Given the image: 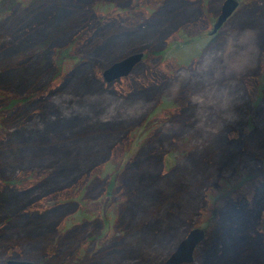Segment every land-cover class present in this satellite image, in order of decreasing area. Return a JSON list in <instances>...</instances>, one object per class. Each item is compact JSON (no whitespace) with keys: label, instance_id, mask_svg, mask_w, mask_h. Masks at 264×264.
Listing matches in <instances>:
<instances>
[{"label":"rangeland","instance_id":"374dc122","mask_svg":"<svg viewBox=\"0 0 264 264\" xmlns=\"http://www.w3.org/2000/svg\"><path fill=\"white\" fill-rule=\"evenodd\" d=\"M239 1L211 34L222 0L0 2V264H154L192 226L203 236L180 264H264V137L254 131L264 112V0ZM65 47L71 57L60 64ZM137 51L125 75L103 80L106 66ZM81 75L90 85L68 92ZM31 92L38 96L19 99ZM55 103L75 118L72 131ZM210 153L227 157L195 182L194 197L171 203L175 211L150 202L179 165ZM71 164L76 175L60 181ZM142 168L156 174L149 206L135 208ZM39 172L44 178L28 186L2 182ZM145 207L153 209L140 214Z\"/></svg>","mask_w":264,"mask_h":264},{"label":"trees","instance_id":"16d2710c","mask_svg":"<svg viewBox=\"0 0 264 264\" xmlns=\"http://www.w3.org/2000/svg\"><path fill=\"white\" fill-rule=\"evenodd\" d=\"M1 1H3V0H0V2ZM237 1H238V3H240L239 0H237ZM263 15H264V13H261L260 14V16H263ZM11 44H13V43L11 42L10 43V46H11ZM73 45H74L73 42H71V44L69 46L70 49L72 48ZM149 51L151 53H154V54H156V53L159 54V53H162L163 52V50L161 48H159V49H151ZM38 55L39 54H37L36 56H38ZM66 57H71V54L69 52L68 47H65V49L58 50V54H57L58 63L61 62V59H63V58L66 59ZM79 61H80V58L79 57L77 58L76 56H74L72 58V60H71V66H70V68L72 67V65H75V64L79 63ZM96 63L98 64V62H96ZM97 71H99V70L97 69ZM74 73L75 72L73 71L72 74L74 75ZM84 75H88V73H84ZM76 78H77V80H75V83H73L74 87L72 88V90H70V89L68 90V92H70V93H73L75 91V89H77L76 88L77 86L84 87L86 85H90V84H88L90 82V80L87 79V78H84L83 75H81V77H76ZM78 95H81V93L78 94ZM37 96H38V93L37 92L36 93H32L31 92L29 95L20 97L19 99H22V101H30L31 99H34V97H37ZM74 99H75V101H79L77 99V97H75ZM16 101L17 100L12 99L11 100V103H15ZM52 106L58 107V111H59L58 115H59V118H60V121L59 122H61L62 124H65V125L68 126V127L64 128V129L65 130L66 129L71 130L73 124L70 125V123L73 122V120H75V118L70 115L69 111L66 112L65 108L62 107L59 103H55ZM52 106L51 105L45 106V108H46L45 110L47 111ZM40 108H41V106H40ZM46 114H48V113H46ZM35 116L32 115L31 117H29V120L32 123V125H33L32 119ZM254 116L257 117V119L254 120V123H255V126L253 125L254 126V131L259 132V136L264 137V112H262L261 114H255ZM77 117H79V116H77ZM25 118L23 117L22 118V122H21L22 124H25V127H24L23 131H25V132L28 131L29 132V130H30L29 129V125L31 123H29L28 118L27 119H25ZM35 121L37 122V120H35ZM45 122L47 124H50L51 122H54V125L57 123L53 119H50L48 122L46 120ZM46 123H45V127L47 125ZM40 127H42V126H40ZM21 145H22L21 147H17V148H19V150H24L25 148L22 149L24 147L23 144H21ZM149 146H151V145H149ZM220 146L221 145H219V147ZM102 147H103V145L100 148H102ZM217 149H218L217 150V152H218L220 149L219 148H217ZM67 150L68 149H65V151H67ZM11 152H13L12 149H11ZM75 152L76 151L72 150L68 154H74ZM219 153H220V151H219ZM219 153L217 155H219ZM101 154H102V149H98L97 152H95V154L93 156L92 155L90 156L91 158L85 159L83 161H78L79 162V165L80 164H83V166H85L86 164H88L92 160H94L97 157H99V155H101ZM96 155H97V157H95L93 159V157L96 156ZM211 155H212L211 153L208 154V157L209 158H206L204 155L198 154L196 156V158H195L197 160H194V161H196L194 164L191 163L190 161H188L182 167H180V165H179L178 168H180V173L178 175H176V176H173L174 178H168V179H166L167 181H166L165 185H163L164 186V189H162V190H155L154 193H153V195H152V197H151V199H150V202L154 203L153 205L155 206V204H157L156 202L158 200H159L158 202L160 203L164 199V201H163L164 203H166V201H168L169 204L176 202L175 205L177 207V205L180 204L179 202H177L178 200L181 199V201H184L188 197H190V199L192 197H194V191L192 190V188H193L195 182H198L199 180H202V179L203 180H209L211 178V176H213L212 171L214 169V166L215 165L216 166H219V162H221V160H226V157H227L225 154H223V156L214 157L213 160H212V158H210ZM220 157H221V160H220ZM148 160H150V159L143 157L142 161H139V162L144 163V165L146 166V164L149 162ZM74 162L77 164L76 160H74ZM208 163L211 164V167H212L211 171L207 167ZM72 165L73 164L68 165L69 167H67L66 170H65V172L67 173L66 179L65 178H59L60 181H67V179H71V178H73L76 175L77 170H79V168L77 167L76 169L73 170V166ZM164 166H165V164L163 163V167ZM64 169H65V167H64ZM112 170H113V167L108 168V171L111 172ZM142 170H143V172H140L139 174H137V180L139 181L138 188L135 191L132 192V195L133 196L136 195V194H139V200H137L138 205H136L135 208H138V207L141 208V207H144V206H149V203H148V201L145 198H147L150 195L151 192H148L146 190V187L148 186V184L150 183V181L153 180L154 175L156 174V173H154V174L153 173H150V171L147 170L146 168H144V169L142 168ZM43 178H44V176H43L42 172H39L38 173V176L36 174H34V173L31 174L30 176L19 175L16 178H12V179L7 178V179H5L2 182L4 184H10V185L15 184L17 186L23 187V184L25 186H28L30 182H32V183L35 182L36 183L40 179H43ZM107 183L108 184L106 185V196H109L110 195L111 187L114 184V175L110 174V179L107 181ZM143 186H145V187L143 188ZM23 192H26V191H23ZM182 192L185 193V195L182 198L180 197L179 199H177L179 197V195L182 194ZM158 198H160V199H158ZM47 200L48 199H46L45 202L38 203V205L39 206H42L43 203L46 204L47 203ZM106 200L103 197L101 199V201H99V205L102 207V210H105L107 208V202H106ZM103 204L105 205V209H104V205ZM171 205L173 207L172 210L175 211V208H174L175 205H173V204H171ZM191 205L192 204H190V206ZM145 208H146V210L140 212V214L145 213V212L147 214L149 211H151L153 209L151 207H149V208L145 207ZM169 208H171V206ZM245 209H247V211L245 213L248 216H253L254 213H255V211H256V210L254 211L253 209H248L247 207H245ZM37 210L39 212L41 210V208L40 209H37ZM92 213L95 214V210H93ZM182 213H184L183 210H182ZM155 214L156 215H154L152 217V221H156V218L158 217V214H160V212H157L156 213V211H155ZM84 215H85V213H84V209H83V211L81 212L80 216H84ZM145 218H146V216H145ZM145 218H143V219H141V218L140 219H137L138 221H141V222L138 223V225H140V226L142 225L141 227H145V224H146V225L150 226V228H151L152 225H150V221L145 222V221H147ZM238 236H239L240 239H244L245 240L250 235L243 236L241 234H238ZM146 255H148L149 258H152V255L150 253L147 254V252H146ZM163 258L164 257H160V258L156 259V261L153 260L154 264H158V262H160Z\"/></svg>","mask_w":264,"mask_h":264},{"label":"water","instance_id":"95a60500","mask_svg":"<svg viewBox=\"0 0 264 264\" xmlns=\"http://www.w3.org/2000/svg\"><path fill=\"white\" fill-rule=\"evenodd\" d=\"M238 4L237 0H222L219 6L217 15L214 17L211 23V28L207 31L208 34L213 33L224 21V19L231 14L234 7ZM141 51L131 52L126 54L123 58L112 62L101 71L103 80L110 81L117 76L125 75L131 65L138 61ZM203 228L200 226H192L188 231L179 238L175 247L168 252L165 258L158 262V264H180L183 262H189L191 260V252L203 236ZM6 264H36L31 260L12 259L7 258Z\"/></svg>","mask_w":264,"mask_h":264},{"label":"bare ground","instance_id":"6f19581e","mask_svg":"<svg viewBox=\"0 0 264 264\" xmlns=\"http://www.w3.org/2000/svg\"><path fill=\"white\" fill-rule=\"evenodd\" d=\"M206 236V235H205Z\"/></svg>","mask_w":264,"mask_h":264}]
</instances>
